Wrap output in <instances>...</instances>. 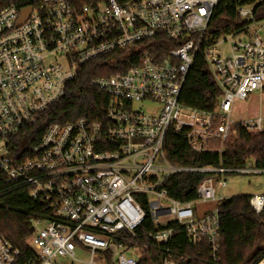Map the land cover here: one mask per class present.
Here are the masks:
<instances>
[{"label": "built area", "instance_id": "built-area-1", "mask_svg": "<svg viewBox=\"0 0 264 264\" xmlns=\"http://www.w3.org/2000/svg\"><path fill=\"white\" fill-rule=\"evenodd\" d=\"M221 1L0 0V168L12 185L25 186L49 208L32 220L28 245L35 258L22 259L21 249L0 235V264L82 261L79 249L89 250L90 264H139L131 252L143 254V237L163 245L162 264H183L188 256L173 248L172 221L194 244L205 241L213 262L219 261L225 197L218 196L217 184L226 187V173L264 169L175 165L167 142L184 137L200 154L218 142L221 151L237 125L264 126L261 113L239 122L233 116L236 100L264 91V19L255 17L253 4L237 8L247 24L225 35L232 40L228 55L217 48L220 38L204 48L221 90L216 108L180 101ZM241 33L246 38L235 40ZM159 36L177 44L163 56L146 49ZM132 46L144 50L127 70L91 80L110 99L103 120L55 122L33 143L35 127L81 65ZM181 172L205 174L194 201L175 199L165 187ZM249 202L264 212V194ZM145 205L158 229L142 235ZM255 264H264V255Z\"/></svg>", "mask_w": 264, "mask_h": 264}, {"label": "trees", "instance_id": "trees-1", "mask_svg": "<svg viewBox=\"0 0 264 264\" xmlns=\"http://www.w3.org/2000/svg\"><path fill=\"white\" fill-rule=\"evenodd\" d=\"M222 0L210 23L206 36L201 41L197 55L185 80L180 101L199 109L214 110L221 96L204 55V48L210 41L242 29L247 20L237 11L241 4H253L255 17L264 19V0ZM146 49L152 53L165 55L177 44L171 39L159 36L146 42ZM144 48L130 47L110 55L99 57L81 65L78 76L67 83L62 98L43 115L36 128V143L45 129L52 123H66L80 117L103 120L107 115L110 99L91 84L95 77L125 71L139 57ZM264 96V91H263ZM247 117L264 115V98L259 101L256 93L248 99ZM261 105V109L259 108ZM220 144H212L210 151L195 153L189 149L184 137H169L167 142L170 161L179 166L225 167L243 169L251 162L256 168L264 169V126L260 130H248L237 125L233 136L229 137L219 151ZM205 176L199 172H181L170 176L165 187L171 197L180 201L197 199V185ZM251 195L241 194L225 198L220 204L221 229L219 261L213 262L209 245L205 241L194 244L185 228L172 221L174 228L173 248L184 252L188 260L183 264H255L264 255V212L256 213L250 205ZM147 209L144 223L138 232L148 233L158 228L153 223ZM49 210L39 199L33 198L23 185H12L0 168V235L6 236L22 251V259L35 258V251L29 247L28 238L32 231V220ZM148 241V246L139 257V264H162L163 245Z\"/></svg>", "mask_w": 264, "mask_h": 264}, {"label": "rangeland", "instance_id": "rangeland-1", "mask_svg": "<svg viewBox=\"0 0 264 264\" xmlns=\"http://www.w3.org/2000/svg\"><path fill=\"white\" fill-rule=\"evenodd\" d=\"M227 36H223L219 40V44H217V48L219 49V52L222 55H228L230 53V42L232 41L231 38L229 40H226ZM246 38V35L241 33L238 34L235 37V40H243ZM234 39V38H232ZM256 95L259 98V101H261L264 96H261L260 93L256 92ZM248 103L249 101H243V100H236L234 103V110H233V116L236 119L237 122L243 121L247 118V112H248ZM261 105L259 104V108ZM234 134V133H233ZM232 134V136H233ZM231 137V136H230ZM253 164L249 162L247 168H251ZM226 179V187L221 189V187L217 184V192L218 196L222 194L225 198H229L235 195H241V194H248V195H254V194H264V172L259 171H239V172H232V173H226L225 174ZM45 223L38 224V227H42ZM134 253V256L140 257V251L137 252H131ZM77 257L81 259L82 261H65L66 264H90L88 263V260L90 258V252L89 250H78Z\"/></svg>", "mask_w": 264, "mask_h": 264}]
</instances>
